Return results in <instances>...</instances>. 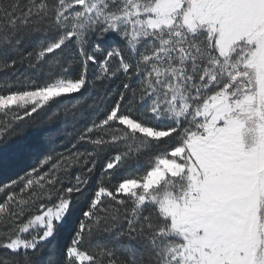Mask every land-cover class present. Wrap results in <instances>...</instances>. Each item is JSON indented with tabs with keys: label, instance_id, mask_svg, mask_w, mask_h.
Masks as SVG:
<instances>
[{
	"label": "snow or ice",
	"instance_id": "6c2138e0",
	"mask_svg": "<svg viewBox=\"0 0 264 264\" xmlns=\"http://www.w3.org/2000/svg\"><path fill=\"white\" fill-rule=\"evenodd\" d=\"M0 264H264V0H0Z\"/></svg>",
	"mask_w": 264,
	"mask_h": 264
}]
</instances>
